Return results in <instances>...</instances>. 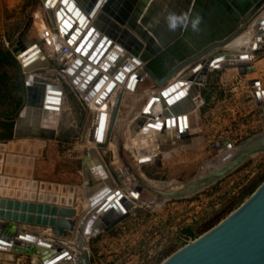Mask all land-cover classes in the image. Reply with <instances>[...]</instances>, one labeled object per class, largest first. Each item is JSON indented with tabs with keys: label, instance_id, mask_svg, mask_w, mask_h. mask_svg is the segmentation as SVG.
<instances>
[{
	"label": "rangeland",
	"instance_id": "1",
	"mask_svg": "<svg viewBox=\"0 0 264 264\" xmlns=\"http://www.w3.org/2000/svg\"><path fill=\"white\" fill-rule=\"evenodd\" d=\"M52 14L47 12L44 0H0V58H4L6 52H11L13 56L0 62V157L3 161L6 159L5 170L11 174L6 177L10 183H5L6 186L3 188L0 186V198L24 201L22 204L17 202V207L27 216L25 220L11 218L14 202L9 204V201L2 202L0 199V203L7 205L4 208L6 211L0 207V220L9 222L12 220L22 232L44 238L47 237L44 232L48 226L41 223L40 208L33 206L32 210H28L27 204L35 200V203L54 207L60 203L63 205L74 203L78 190L83 195L85 179L83 181L82 159L86 153L85 147L88 146V134L94 123V115L88 103L61 78L62 70H67L68 64L57 61L56 58L59 57L54 55L50 45V34L53 31L58 32L56 25H53ZM31 18L33 24L26 36L32 41L46 42L49 70L27 71L17 60L16 53L21 45L24 46L21 44V34ZM261 50L251 54L255 62L253 65L255 70L252 73L243 75L236 68L214 69L207 72L198 91L203 98L212 92V100L209 104H201L199 98L200 109L197 108L190 114L188 135L178 136L177 140L172 142L158 141L151 137L134 146L137 155L167 154L168 159L162 161L160 154L159 162L153 161V164L144 165L142 168L144 174L154 184L191 181L201 173L205 163L220 156V153L213 152L214 144L229 142L237 146L264 131V104L256 101L254 87L251 84L252 81H259L260 90H264L263 46ZM256 58L259 60L258 64ZM32 74L59 84L64 89L62 114L59 127H56L59 129L55 131L53 140L46 141L40 153L31 150L11 151L9 146L20 144L18 139H22L14 137L15 124L27 104V80ZM35 94L37 96L38 93ZM103 108L112 110L108 104ZM124 114L123 110L120 118H123ZM139 128L137 126L136 130H140ZM116 141L120 145L123 144L122 139ZM9 152L24 156H11ZM127 153L132 160L135 159L133 153L130 151ZM107 154L105 161H112V154L110 152ZM159 163L161 165H158ZM41 171L39 178L38 174ZM1 172L3 171L0 170V176L3 175ZM49 174L52 175L51 178ZM22 179L29 182L37 181V189L33 185L29 188L21 186L18 182ZM263 181L264 154H257L233 173L191 197L169 200L157 208L148 205L135 206L131 209L133 211L113 229L90 237L87 249L91 262L160 264L189 241L218 224L239 207ZM145 192L152 193L150 189ZM25 198L29 201H25ZM50 198H53V201ZM155 198L153 200H157ZM76 222H80V219ZM62 240L61 244H66L65 248H72V245L68 244L73 243L69 234ZM5 259L0 258V264H34L31 256L21 255L10 263Z\"/></svg>",
	"mask_w": 264,
	"mask_h": 264
},
{
	"label": "bare ground",
	"instance_id": "2",
	"mask_svg": "<svg viewBox=\"0 0 264 264\" xmlns=\"http://www.w3.org/2000/svg\"><path fill=\"white\" fill-rule=\"evenodd\" d=\"M45 1L46 0H44V3ZM106 1L107 0H104L97 12L88 19L87 26H83L84 24L82 25L81 23V28H79L78 19L84 11L79 7V4L85 6L88 3L94 2V0H67L65 3H62V0H58L55 5H53L52 2L49 5L45 3L47 12L49 14L50 12L53 13V25H56V30L58 31L57 33L53 31L50 34V45L52 46L54 53L59 52V54H64V52L61 50L64 46L69 48V51L65 55V58H71L70 54L72 55V59H70L69 61L67 71L63 72L66 75L67 82L69 83V85L67 86H71L75 89L77 94L81 95L83 100L88 103V106L90 107L94 115V123L89 131L87 138L88 146L85 147V155L87 156L88 154V158L94 157L91 161V167H96L95 163L97 161H100L99 163H101L106 176L102 175V173L98 169H95L94 174L92 171L90 172L87 170V166H84L85 183L83 195L78 190V195L75 197L74 203H66L64 205L60 203L59 205L53 207L52 205L49 206L43 203H35V200L29 201L28 198L24 199L25 201L30 202V204L29 202L27 204V207L29 206L28 210H32L33 206H37L40 208L39 215L41 217V223L44 226H48V228L44 232L47 235L46 238L42 236H36L39 237L37 240L20 238L18 234H33L22 232V230H20L12 222V220L11 222L0 220V235L3 231V227H7L8 225L12 226V232L10 233H13V235L9 239H13V245L9 248L0 246V258H6L5 260L9 261V263L14 262L18 258V256L24 255L31 256L34 264H44L46 258H49V256L51 258L53 254H58L69 250V248H65L66 244H61V242H63V237H65V235L67 234L71 236L73 244L78 245V225H76V220L80 219L81 221V218L84 214V205L89 201L87 192H89L91 188L92 194H95L102 189L101 187H99L100 185H103V187L112 186L115 188V190H119V192L124 196V198L122 199V205L127 209V214L131 213V209L138 205H148L155 208L161 207L165 202L169 200V197H164V195H161L163 192L180 189L187 182L179 183L175 181L176 183H165V185H161V182L154 184L146 175H144L139 170L144 164L152 163L153 161L159 162L161 159V155H137V153H135L134 151V146L138 142L150 139L151 137H155L158 141L165 140L172 142L176 141L178 136L184 137L185 135H188L187 133L190 125V114L199 107V98L201 100V104H209L212 100L213 94L210 93L208 94V97L203 98L198 91V87L202 86V82H204L205 76L203 74V70L206 67H208L207 71L219 68H236L240 73L239 67L236 65L235 51L233 49L227 48V46L217 47L218 41H215L212 44L213 46L210 45L203 48V50H207V54L201 56V58H193L194 61H192L191 57H193L198 52L197 50H195L193 45V41L197 39L198 32L193 31L191 26L189 27L188 31L180 32V27H178L176 31L168 30L167 22L164 18V16L166 15V11L185 13L192 0H141L140 2L138 0H110L108 3H106ZM69 4H71L70 12H67L66 8ZM76 10L79 12V14L77 16L74 15L75 17L73 18V13ZM64 19H67L69 27L71 28L63 24ZM85 20H87V18ZM129 21L132 24L134 23V29L129 26ZM256 23L257 21L255 20L246 30L251 31ZM230 24H233V22L229 21V24L226 23V25ZM91 27H95V31L97 32L98 30L97 33H100L101 36L99 37L98 41L103 37L112 41V45L107 49L106 52L103 53L101 58L96 63H94V61H90L89 56H91L93 52H96L95 46L97 45V42L93 43L92 41L91 46L88 47L89 49H86L87 42L85 43V45H83L81 42L83 36L89 31ZM35 43H37V47L35 49H39L41 57L43 58L36 60L25 70H49L50 61L47 55L46 42L44 41H32L27 36H22L21 44H24V46L21 45V48L17 52V55H19ZM211 46L212 48H210ZM259 48L254 53H256ZM217 50H226L229 54L228 58L225 61L218 62L221 65H225L224 67H211L207 65L208 57ZM74 52L77 53L78 58L75 57ZM134 52H137L138 55L135 56ZM251 54L248 55L249 58L247 59V67L252 69V72H254L255 69L253 65L255 64V62L251 57ZM26 57L27 55L23 58H20V62H22V64L23 59ZM131 58H136L137 61L134 62L133 60H131ZM126 60H129L133 71L131 69L126 70L124 68ZM187 60L191 61L184 64L180 70L174 72L171 75V72L174 69L178 68L180 64L186 62ZM78 62H80L81 64H78ZM202 62L203 64H205L203 69L198 73L191 75L189 71H191ZM232 63L234 65H232ZM108 66L110 67L109 69L107 68ZM149 66H151V68ZM93 70L96 71V76L86 82L87 76ZM114 70L119 71L121 75L119 79L117 78V75L114 76ZM138 72L139 74L141 73V75L136 76L134 87L131 88L130 86H128L129 79L132 75H137ZM30 76H32L31 79H33L35 88L44 85L45 82H50L38 75L32 74ZM184 80H188V83L192 84L189 90V94L182 101L173 105L176 106L178 104H183L182 106L187 107V129L182 134H177L176 130L171 129L170 133L167 134L165 126L162 128L150 127L148 125L149 123H164L166 118L164 113L168 107V105L164 102L165 99L161 97L160 100L152 106L150 112L145 113L144 110L151 98L156 96L160 97V93L163 90L178 81ZM100 81L102 83H100V88L94 89L96 87V83ZM50 83L52 85L58 86L60 88V91L62 90L61 96H58V94L56 93H53L51 95L52 97H54V100L57 97H60L61 100L60 104H55L54 101H52L53 104L50 103V106L58 107L59 110L57 111V114H55L54 111L46 110L43 107L40 108L39 105L36 107H30L27 111L26 116H24L23 125L19 127V134L22 135L19 138L22 139L18 140L21 145L13 144L12 147L9 146L10 150L12 149L25 152L31 150L35 151V153H40L43 150L46 141L53 140L54 133L59 128L54 130V132H47V136H44V132L42 131H45V128L52 123V119L56 115H58L59 117V121H57L58 125H56V127H59L65 92L61 85L52 82ZM111 85L112 88L110 87ZM261 91L264 90H260V92ZM255 99L260 104H264V97L262 95L260 101L256 98V96ZM107 104L112 107V110H104L103 106ZM123 110L125 112L124 117L120 118V114L123 112ZM181 115L183 116V114ZM44 122H46L45 125ZM99 123L103 125L104 129L103 135L101 137L102 140L100 142H93L90 139L91 131L93 127L97 126ZM137 126L140 127V130H136ZM117 139H122L123 144L120 145V143L116 141ZM108 147H111L113 149L114 154L118 159L122 155H124L125 152L127 153V151H130L135 155V161L131 162L132 159L127 161L134 163L136 165V169L131 168L130 170L127 167L121 166L118 167L119 174H117V177L114 176L116 179H121V177L123 178L124 176H126V179H124L126 182L124 181L125 183L122 187H116V182L114 180L112 170L110 171V169L107 168L106 164L102 160V149H107ZM260 154H264V152ZM12 155L18 157L24 156L15 153L11 154V156ZM221 156L222 155L220 154L219 158ZM146 158H153V160L142 163L141 160ZM6 163V159L5 161H3V159L0 157V170L3 171L1 173H3L4 175L0 176V183H3L2 185H0L1 188L6 186L5 183H10L6 178L11 176V174H8L5 170ZM211 166L212 163L210 161L205 163L201 172H209ZM18 183L21 186H25L28 188L32 187L33 185L34 188L37 189L38 186L37 181L29 182L27 180L23 181L22 179ZM132 184L136 187L134 188L135 191L139 190L135 195L132 194V189L128 188ZM126 185L128 187H125ZM149 189L152 192L151 194H147L145 192V190ZM83 198L85 199V201H83ZM153 198L157 200H155L154 204L151 205L150 202L151 200H153ZM0 199L2 200V202L9 201V204L14 202L13 204L15 205L11 210V218H18L20 220H25L27 218V216L23 214L17 207L18 203L22 204V202L24 201H20L18 199L14 200L12 198L7 200V198L5 199V197ZM50 199L53 201V198ZM38 202L41 201L38 200ZM130 203H132V205H130ZM0 207H3L2 210L6 211L4 208H6L7 205L0 203ZM61 208H72L75 210V214L72 217L66 218L72 222L73 228L71 230H65L62 236H58L55 234V228H57V222L61 218V216L59 215V211ZM44 210L46 211L44 212ZM100 232L102 231H99V233ZM8 235L9 234H6L5 236H7L8 238ZM95 235L96 234L91 236ZM91 236L85 235L83 237L82 240L84 242V245L81 247L88 248L87 242L89 241ZM47 240L51 242L50 247L43 246L39 242ZM29 248L33 249L31 253H28L26 251V249ZM71 250H73V248H71ZM71 250L68 251L69 255L73 254ZM3 251H5L6 253H4ZM71 263L72 261H67L64 259L57 262L56 264Z\"/></svg>",
	"mask_w": 264,
	"mask_h": 264
},
{
	"label": "water",
	"instance_id": "3",
	"mask_svg": "<svg viewBox=\"0 0 264 264\" xmlns=\"http://www.w3.org/2000/svg\"><path fill=\"white\" fill-rule=\"evenodd\" d=\"M57 1L58 0H46L45 3L49 5L52 2V4L55 5ZM66 1L67 0H62V3H65ZM109 1L110 0H107L106 3ZM103 2L104 0H94V2L88 3L85 6L79 4V7L84 11L78 19L79 28H81L83 24V26H87L88 19L97 12ZM71 4L66 8L67 12H70ZM186 13H189V26L187 29L180 27V32L188 31L191 26V20L196 16L201 18V23L198 26L199 31H197V39L193 41L194 48L198 52L191 57L192 61H194L193 58H201V56L207 54V50H203L204 47L210 46L213 42L218 41L217 47L227 46V48L235 51L236 65L239 67L241 74L246 75L247 73L252 72V69L247 67L248 55L254 53L259 47H264V0H192ZM78 14L79 12L77 10L74 11L73 18ZM86 18L87 20H85ZM255 20L257 23L254 25L253 29L247 31L246 29H248ZM229 21H232L233 24L226 25V23L229 24ZM32 24L31 18L21 34V37L26 36ZM63 24L69 27L67 19L63 20ZM129 26L132 29L135 28L134 23H130ZM95 29V27H91L81 40L83 45L87 42L86 49H89L88 47L91 46L92 41L93 43L97 42V45L95 46L96 52H93V54L89 56V60L94 61V63H96L103 53L112 45V41L105 37L98 41L101 35L100 33H97L98 30L96 32ZM212 46L210 48H212ZM36 47L37 43L33 44L19 55L16 53L19 62L20 58L27 55V57L23 59V64L21 63L24 69L28 68L36 60L43 58L41 57L39 49H35ZM137 52H134L135 56L138 55ZM228 55L229 54L226 50H217L208 57L207 65L211 67H224L225 65H221L218 62L225 61L228 58ZM131 60L134 62L137 61L136 58H131ZM191 60H187L180 64L178 68L171 72V75L180 70L184 64L189 63ZM78 64L81 63L78 62ZM204 65L203 62L200 63L189 71L190 74L194 75L198 73L203 69ZM232 65L234 64L232 63ZM107 68L109 69L110 67L108 66ZM124 68L126 70H133L129 60L125 61ZM207 69L208 67L203 70L204 76H206L208 72ZM114 71V76L117 75V78L119 79V77H121L119 71ZM139 75H141L139 72L137 75H132L129 79L128 86L133 88L135 78ZM94 76H96L95 70L87 76L86 82L93 79ZM31 77L32 76H29L27 80V104L16 120L15 138L22 136L19 134V127L23 125L24 116H26L30 107H36L39 105L40 108L43 107L46 110L54 111L55 114H57V111L59 110L58 107L50 106V103L54 101L55 104H60V97H57L54 100V97L51 95L56 93L58 96H61L62 90L60 91L58 86L52 85L50 82H45L44 85L35 88ZM61 78L65 84H68L64 73L61 74ZM188 82V80L178 81L163 90L160 93V97L156 96L151 98L144 110L145 113L150 112L152 106L158 102L161 97L165 99L164 102L168 107L164 113L166 117L164 123H149L148 125L150 127L162 128L165 126L167 134L170 133L171 129L176 130L177 134H182L187 129V107L182 106L183 104L174 105L188 96L192 85ZM100 83L101 81L96 83L94 89L100 88L102 84ZM251 84L254 86L256 98L260 101L261 95L264 97V91L260 92L259 81H253ZM110 87L112 88V85ZM34 92L38 93V97ZM210 93L212 94V92H209V94ZM206 97H208V95ZM199 109L200 107H198L197 110ZM181 114H183V116ZM58 118V115L53 117L52 123L45 128V131H42L44 132V136H47V132H54V130H56ZM103 130V125L101 123L93 127L90 136L91 141L100 142L102 140L101 137L103 135ZM212 150L215 153H220L222 156L210 160L212 166L209 172H201L191 181L187 182L182 188L163 192L161 195L169 197V200L188 198L214 185L219 180L242 167L251 159V157L264 152V131L253 135L237 146H233L231 143L214 144ZM151 160H153V158H146L142 159L141 162L144 163ZM99 162L100 161H97L95 163L96 167L88 166L89 168L87 170H90V172L92 171L95 174V169H98L102 175H105L106 173ZM112 172L115 177L119 174L118 170H113ZM162 184L165 185V183H161V185ZM99 187L102 189L95 194H92V188L87 192L89 201L84 205V214L81 221L78 222L79 224H76L78 225V245L68 242L69 245H72L71 247L73 250L70 248L69 250H71L73 254L69 255V250L53 254L51 258L50 256L49 258H46L44 264H56L64 259L72 261V263L75 264H92L89 250L86 247H81L84 245L82 240L83 237L85 235L91 236L97 234L99 231L103 230L108 232L129 215L127 214V209L122 205V199L124 196L119 190H115L112 186L103 187V185H100ZM138 191L132 189L131 192L135 195ZM154 202L155 200H151L150 204L153 205ZM130 205H132V203H130ZM74 214L75 210L72 208L60 209L59 215L61 218L57 222V228H55L56 235L62 236L65 230H71L73 228L72 222L66 218L72 217ZM11 229V225L3 227V231L0 235L1 247L9 248L13 245V239H9L13 235V233H10L12 232ZM6 234H9L8 238L5 236ZM18 235L20 238L32 240H37L39 238L29 234ZM39 242L43 246H51L49 240ZM26 251L31 253L33 249L29 248L26 249ZM160 264H264V181L244 202L241 203L239 207L218 222V224L176 250Z\"/></svg>",
	"mask_w": 264,
	"mask_h": 264
},
{
	"label": "crops",
	"instance_id": "4",
	"mask_svg": "<svg viewBox=\"0 0 264 264\" xmlns=\"http://www.w3.org/2000/svg\"><path fill=\"white\" fill-rule=\"evenodd\" d=\"M259 50H261V47L259 48ZM258 50V51H259ZM263 50V49H262ZM261 50V51H262ZM257 51V52H258ZM255 54V53H254ZM256 62H257V64H258V62H259V60H258V58H256ZM22 63V62H21ZM256 64V65H257ZM220 69V68H219ZM222 69V68H221ZM220 69V70H221ZM133 71V70H132ZM46 124V122H44V125ZM173 149V148H172ZM106 150V151H105ZM174 150H176V149H174ZM103 151V150H102ZM108 152H110L111 154H112V161H109V162H107V161H105V157L108 155L107 153ZM166 152V151H165ZM126 154V155H125ZM124 155H122L119 159L115 156V154H114V151L112 150V148L111 147H108L107 149H104V151H103V154H102V160L104 161V163L106 164V166H107V168L108 169H110V171L112 170H118V167H127L128 169H130L131 170V168H133V169H136V165L134 164V163H131L132 161H135V159L134 160H131V162H129V161H127V160H130L131 159V156H130V154H128V153H125ZM159 154H161L162 155V161L163 160H165V159H168V157H167V154L166 153H159ZM127 157V158H126ZM92 158H94V157H90V158H88L85 154H84V156H83V159H82V171H83V173H84V166H90L91 167V164H92ZM126 158V159H125ZM89 159V160H88ZM120 159H121V161H120ZM86 160H87V162H86ZM123 160V161H122ZM91 162V163H90ZM121 162V163H120ZM119 163V164H118ZM154 162H152V163H147V164H144V165H148V164H153ZM143 165V166H144ZM157 165V164H156ZM158 165H161L160 163L158 164ZM132 166V167H131ZM143 166H141V172L144 174V172L142 171V168H143ZM89 168V167H88ZM90 171V170H89ZM132 172V171H131ZM82 173V172H81ZM83 173H82V178H83V181H84V179H85V177L83 176ZM90 174V173H89ZM145 175V174H144ZM113 177H114V175H113ZM126 176H124L123 178L121 177V179H116L115 177H114V180H115V185H116V187L118 188V187H122V186H124V183L126 182L124 179H126L125 178ZM125 181V182H124ZM104 183V182H103ZM119 185V186H118ZM125 187H128L127 185L125 186ZM128 188H130V189H134V188H136L135 187V185H130ZM135 209V208H134ZM133 211V210H132ZM130 214V213H129Z\"/></svg>",
	"mask_w": 264,
	"mask_h": 264
},
{
	"label": "clouds",
	"instance_id": "5",
	"mask_svg": "<svg viewBox=\"0 0 264 264\" xmlns=\"http://www.w3.org/2000/svg\"><path fill=\"white\" fill-rule=\"evenodd\" d=\"M167 27L169 31H176L178 27H183L187 29L189 26V13H176L173 11H166L164 16ZM201 23V18L196 16L191 20V28L193 31H199V24Z\"/></svg>",
	"mask_w": 264,
	"mask_h": 264
},
{
	"label": "built area",
	"instance_id": "6",
	"mask_svg": "<svg viewBox=\"0 0 264 264\" xmlns=\"http://www.w3.org/2000/svg\"><path fill=\"white\" fill-rule=\"evenodd\" d=\"M61 50L64 52V54H61V53L59 54V52L54 53V55H57L59 57V58H56L57 61L58 62H62L64 64H69L70 59H72V55L70 54L71 58H65V55L68 53L69 48L63 46ZM74 55H75V57H78L77 53H75V52H74ZM62 71L66 72L67 70H62Z\"/></svg>",
	"mask_w": 264,
	"mask_h": 264
},
{
	"label": "trees",
	"instance_id": "7",
	"mask_svg": "<svg viewBox=\"0 0 264 264\" xmlns=\"http://www.w3.org/2000/svg\"><path fill=\"white\" fill-rule=\"evenodd\" d=\"M0 57H1V56H0ZM3 57H4V58H0V62L3 61V60H9V59L12 58L13 56H12V53H11V52H6L5 55H4ZM40 174H42V171L39 172L38 177H39ZM49 176H50V174H49ZM49 176H47V177H49ZM51 176H52V175H51ZM51 176H50L49 178H51ZM39 178H40V177H39ZM253 192H254V191H253ZM253 192H252V193H253ZM252 193H251V194H252Z\"/></svg>",
	"mask_w": 264,
	"mask_h": 264
}]
</instances>
